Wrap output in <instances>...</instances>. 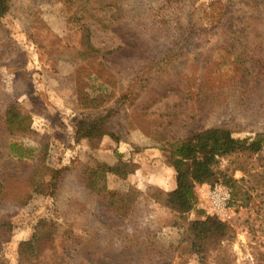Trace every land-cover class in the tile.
<instances>
[{
	"label": "rangeland",
	"instance_id": "rangeland-1",
	"mask_svg": "<svg viewBox=\"0 0 264 264\" xmlns=\"http://www.w3.org/2000/svg\"><path fill=\"white\" fill-rule=\"evenodd\" d=\"M69 5L12 0L0 18V91L18 100L32 129L0 133V218L10 222L0 264H18L20 243L41 220L56 225L47 244L67 264H264V0H184L168 10L165 29L153 21L158 0ZM88 39L116 49L110 64L120 83L103 108H116L153 59L165 60L160 79L178 91L114 109L105 125L114 135L100 134L78 99L82 90H108L80 69ZM175 41L176 56L162 57ZM210 127L227 128L237 142V152L219 160L236 194L214 209L207 192L216 184H197L194 207L181 216L162 201L175 187L168 144ZM122 162L125 178L97 171ZM47 167L58 172L54 186L36 192L33 177L46 181ZM208 218L222 222L224 234L190 252L187 223Z\"/></svg>",
	"mask_w": 264,
	"mask_h": 264
},
{
	"label": "trees",
	"instance_id": "trees-1",
	"mask_svg": "<svg viewBox=\"0 0 264 264\" xmlns=\"http://www.w3.org/2000/svg\"><path fill=\"white\" fill-rule=\"evenodd\" d=\"M75 1L77 0H64V3L65 5L71 4L69 5L71 7ZM183 1L158 0L161 16L153 18V21L158 23L157 29L168 27V10L175 8V5H179ZM11 4L12 0H0V18L9 10ZM87 42L89 57L80 69L85 71V76L87 77L95 76L101 79L102 84L108 90L96 94L82 90L79 93L78 99L84 109H89L94 113L90 126L95 128L100 134L106 133L105 129L107 130V128L105 125L109 118L114 116V109L117 108L120 111L123 107L132 108L142 95L149 94L150 92L151 99H153V93L159 95L158 100L166 96L169 91L175 93L178 91L176 88L177 84L172 82L164 85V82L161 80L166 73L163 65V63L166 65L165 60L163 58L158 61L153 59L150 64L144 66L131 79L126 91L120 92V95L115 100L116 108L114 105L103 108L109 99H111V96H113V92L118 89V83H120V78L117 77V74L114 75V68L110 64V58L116 49L103 51L91 44L90 39ZM181 48L182 42L175 41L172 43L171 50L166 51L162 57L171 59L176 56L172 54L175 53L174 50ZM160 80L162 81L161 85L158 84ZM109 87L112 89L111 93L108 92ZM31 130L30 115L21 108L20 103L15 97L9 98L5 92L0 91V133L5 136H15L27 134ZM107 131L109 134L114 135L109 130ZM166 140L167 138H163L162 141ZM167 143L169 142L165 144ZM170 143L167 150H169L172 166L175 171V187L163 195L162 201L164 206L168 207L172 212L174 211L181 216L184 215L194 207L196 200L195 186L203 183H223L227 185L231 191L229 202L231 203L236 194L234 185L230 183V180L226 179V175L219 168L221 157L230 156L238 150L237 142L231 137V132L227 128H206ZM10 148L12 149L13 146H10ZM128 168L129 164L125 162L115 165L99 164L97 171L100 173L110 172L121 178H125ZM46 169L50 172L49 178L46 181L33 177L32 185L36 192L44 193L54 186L56 179L55 170L50 167ZM51 172H53L52 175ZM93 176L95 175L93 174ZM221 177L224 179L223 181H221ZM88 183L89 185H95L94 180ZM9 225V216H2L0 218L1 243L7 241L10 237ZM186 227L188 235L186 238L188 241L187 247L190 252H201L206 247L209 235L215 233H222L223 235L226 229V226L222 222L214 218L195 220L187 223ZM35 228L32 238L19 245L18 264H67L63 253L55 250L52 243L47 244L57 234L56 225L46 222V220H41Z\"/></svg>",
	"mask_w": 264,
	"mask_h": 264
},
{
	"label": "built area",
	"instance_id": "built-area-1",
	"mask_svg": "<svg viewBox=\"0 0 264 264\" xmlns=\"http://www.w3.org/2000/svg\"><path fill=\"white\" fill-rule=\"evenodd\" d=\"M207 197L212 203V208L221 209L226 206L227 202L229 201L231 197V191L227 185L218 183L208 190Z\"/></svg>",
	"mask_w": 264,
	"mask_h": 264
}]
</instances>
